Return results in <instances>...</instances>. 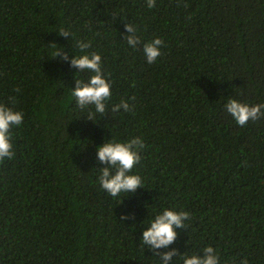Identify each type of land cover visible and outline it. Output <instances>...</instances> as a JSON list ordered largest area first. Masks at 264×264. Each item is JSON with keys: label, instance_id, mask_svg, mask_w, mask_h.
<instances>
[{"label": "trees", "instance_id": "16d2710c", "mask_svg": "<svg viewBox=\"0 0 264 264\" xmlns=\"http://www.w3.org/2000/svg\"><path fill=\"white\" fill-rule=\"evenodd\" d=\"M77 39L112 85L92 120L70 98L90 75L69 63ZM228 99L264 103V0H0V103L24 114L0 162V264H158L171 250L179 264L205 246L220 264H264V116L238 126ZM122 100L130 110L113 113ZM136 137L142 188L113 198L95 148ZM164 208L189 218L149 251L141 231Z\"/></svg>", "mask_w": 264, "mask_h": 264}, {"label": "clouds", "instance_id": "9594fccd", "mask_svg": "<svg viewBox=\"0 0 264 264\" xmlns=\"http://www.w3.org/2000/svg\"><path fill=\"white\" fill-rule=\"evenodd\" d=\"M146 3L148 8L154 7V0H146ZM125 29L128 33L125 36L126 44L129 48L135 49L140 44V39L136 35L137 30L132 24H125ZM62 35H69V33L64 32ZM162 46L163 41L159 37L143 44L142 52L146 63L152 64L157 61L161 55ZM75 47L78 51L73 53L69 61L70 65L77 69L78 73L87 72L90 75L86 81H75L70 98H74V104L78 109H88L89 119L92 120L93 116H103L106 113V107L112 95V85L104 74L101 55L86 51L90 48V43L77 39ZM60 51H56L54 57L59 56ZM60 60H67V56H60ZM121 109L124 112L129 111V103L122 100L119 104L113 105L111 111L116 113ZM224 110L238 126H244L247 122L264 116V103L250 105L236 99H228L224 104ZM23 119L22 111L0 103V162L14 157L12 129L19 128ZM143 147V141L136 137L127 142L109 139L95 148L96 159L101 164L107 165L99 169L98 175V184L106 194L113 198H120L122 194L127 196L135 193L137 188H142V178L135 174L133 169L141 161L140 150ZM188 218L187 211L164 208L147 222V226L141 231L140 240L149 251L167 248L176 239V229L184 227ZM121 219H127V216L122 215ZM201 253L184 252L179 256V264H220V257L212 246H205L201 249ZM157 255H159L158 264H169L176 252L171 250ZM241 264H247L246 260Z\"/></svg>", "mask_w": 264, "mask_h": 264}]
</instances>
